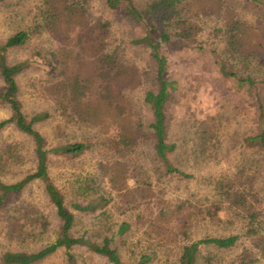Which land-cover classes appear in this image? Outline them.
I'll return each mask as SVG.
<instances>
[{"label": "trees", "instance_id": "obj_1", "mask_svg": "<svg viewBox=\"0 0 264 264\" xmlns=\"http://www.w3.org/2000/svg\"><path fill=\"white\" fill-rule=\"evenodd\" d=\"M8 1L0 0V8ZM87 1L42 0L44 19L37 29L49 31L56 42L52 50L38 55L47 75L42 88L53 101L52 109L33 116L26 113L18 78L31 62L12 65L8 61L10 50L29 44L31 32L20 30L5 43L0 40V79L3 83L0 108L10 110L9 118L0 120V133L14 128L29 139L37 162L35 170L20 181L6 183L2 178L23 164L25 147L13 141L0 150V214L28 188L39 184L59 221L58 229L53 230L52 223L37 205L30 203L17 209L16 215L7 221L5 236L11 244L28 247L3 252L0 264H41L60 251L65 255L66 264H81L75 251H86L91 256L104 258L109 264H128L114 246L116 235L109 236L102 229L88 230L82 236L74 235L77 216L68 210L65 194L51 177L50 155L76 159L91 151L100 152L103 161L97 172L82 181L77 191L79 198L70 203L85 215L106 211L114 200L112 192L121 194L129 190L130 182L144 180L138 175V166L147 149L160 177L194 179L174 160L178 144L171 140L168 107L176 101L180 87L169 76L173 62L165 48L193 42L198 34V27L191 22L193 17L212 9L222 14V7H214L217 5L214 0H149L144 8L138 7L133 0H108L111 10H123L125 17L142 32L133 44L149 54L151 71L143 80L135 68L126 66L115 52L107 49L108 25L91 24L85 6ZM244 2L264 11V0ZM224 16L227 18L226 48L223 55L215 54V59L221 76L233 81L236 91L251 100L255 131L242 143L246 149L256 151V168L253 175L248 174L253 167H242L234 177L219 181L214 188L218 202H212L206 208L189 202L178 206L174 212L178 215L176 221L169 223L167 207L159 209L157 222L162 226L156 228V241L159 240L158 247L164 248L174 239L175 232V238L183 235L187 240L199 224L222 222L221 214L226 215L221 203L229 204L228 212L233 211L235 222L241 224L240 233L228 236L208 234L197 241H180L177 255L167 256L165 261L159 256L156 243H147L135 264H223L220 255L234 251L245 240H255L263 231L261 212L252 200L259 202L255 199L253 187L259 177L257 167L264 161V24H251L230 12ZM145 86L144 104L152 113L150 124L137 117L133 97L127 94ZM56 118H61L67 128H90L94 131L93 140L61 142L50 148L37 126ZM202 134L204 148L216 146L215 126L207 127ZM147 192H152L151 188ZM161 204L159 200L158 206ZM142 215L139 219H143ZM163 225H169V235ZM131 229L132 224L125 222L119 227L117 236L122 238ZM52 231L54 240L50 241ZM44 242L46 244L40 246ZM30 245L37 248L28 249ZM258 261L252 250L245 248L234 264H258Z\"/></svg>", "mask_w": 264, "mask_h": 264}, {"label": "rangeland", "instance_id": "obj_2", "mask_svg": "<svg viewBox=\"0 0 264 264\" xmlns=\"http://www.w3.org/2000/svg\"><path fill=\"white\" fill-rule=\"evenodd\" d=\"M108 0H88L85 6L88 10L91 24H107L106 44L109 51L115 52L120 61L126 66L135 68L143 80L151 71V62L148 52L134 45L135 39L142 34L140 28L125 17L123 10H111L107 5ZM134 3L144 8L149 0H133ZM214 7H222V14L215 9L209 13L194 16L191 22L198 27V34L193 42L178 43L166 46L165 53L171 58L173 64L169 71L171 79L179 83L180 92L168 107L169 126L172 142L178 144L175 155L176 165L194 176L193 180L162 178L158 175L151 163L147 147L146 155H141L138 175L141 182H130L126 192L117 194L112 192V204L104 212L93 215L80 214L70 203L77 200L78 189L82 181L90 178L98 170V165L103 161L99 151H91L86 155L72 159L50 155L49 166L51 177L56 186L65 194L68 210L77 216L74 229L75 236H82L86 231L104 230L109 236H115L114 246L120 251L123 260L128 264H135L139 254L148 244L159 243L156 228L162 226L157 222L159 209H169L168 221H176L178 215L174 214L177 207L189 202L196 206L206 208L215 198L214 188L223 179H230L243 167L252 171L258 155L255 150H248L243 146V140L254 131V109L250 98L235 89V83L224 78L219 73L215 54L223 55L226 48L227 18L224 15L232 13L243 21L251 24H264V11H259L249 6L244 0H214ZM42 0H10L0 8V40H6L20 30L31 32V41L23 48L10 50L8 61L14 65L30 61L31 65L18 78L21 88V100L25 111L33 116L46 109H52L53 101L46 96L44 87L47 77L45 66L39 53L45 55L52 50L55 39L49 31L39 30L38 26L43 21ZM215 52V53H214ZM147 85V84H146ZM3 83L0 79V90ZM147 87L134 93L127 92L133 97L137 117L146 124H150L152 113L144 104ZM10 110L0 108V120L9 118ZM202 121L207 124L204 125ZM215 126L217 139L216 146L203 147V131L207 127ZM39 131L47 138L50 148L61 142H75L93 140L94 131L83 126L67 128L61 118L53 119L44 125L37 126ZM18 141L25 148L23 164L3 177L6 183L20 181L26 174L36 168V158L32 153V143L20 135L14 128H9L0 133V150L7 144ZM259 177L255 181L253 193L256 208L261 212L263 231L254 240H245V243L234 251L220 255L223 264H234L245 248L252 250L258 264H264V161L257 167ZM151 188L152 192H147ZM110 191V190H109ZM161 205L158 206V201ZM33 203L40 208L52 223L53 230L59 227L55 210L49 205L43 188L39 184L28 188L25 194L15 200L7 210L0 214V255L9 249H27L20 244H11L5 236L10 217L16 215L17 209L25 208ZM166 203V204H163ZM226 217L221 214L222 222L216 225L199 224L187 240H199L206 235H222L240 233L241 224L238 223L233 211L228 212V203H221ZM228 212V213H226ZM143 214V215H142ZM142 215L143 219H139ZM131 223V231L122 238L117 236L119 227L123 223ZM234 223V224H232ZM169 227V225H163ZM109 231V232H107ZM167 235L169 230L167 228ZM166 243L164 248L158 247V254L165 261L167 256L177 255L180 241H185L183 235ZM163 235V234H162ZM54 240V233L50 235ZM263 239V242H261ZM186 240V241H187ZM47 242V241H45ZM40 243V246L46 243ZM259 245V246H258ZM38 246V248L40 247ZM37 246L30 245L28 249L34 250ZM261 250L262 254H261ZM81 264H109L104 258L91 256L86 251H75ZM41 264H66L63 251L58 252Z\"/></svg>", "mask_w": 264, "mask_h": 264}]
</instances>
